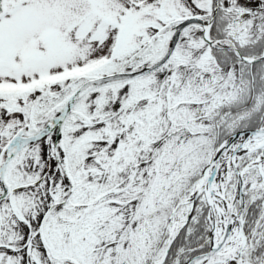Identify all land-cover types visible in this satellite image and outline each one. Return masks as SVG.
Segmentation results:
<instances>
[{
    "label": "snow or ice",
    "instance_id": "6c2138e0",
    "mask_svg": "<svg viewBox=\"0 0 264 264\" xmlns=\"http://www.w3.org/2000/svg\"><path fill=\"white\" fill-rule=\"evenodd\" d=\"M0 264H264V0H0Z\"/></svg>",
    "mask_w": 264,
    "mask_h": 264
}]
</instances>
